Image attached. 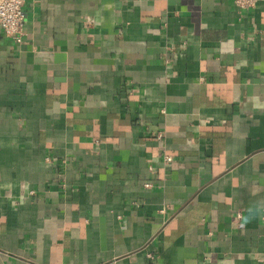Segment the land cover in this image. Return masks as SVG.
<instances>
[{
    "label": "crops",
    "instance_id": "crops-1",
    "mask_svg": "<svg viewBox=\"0 0 264 264\" xmlns=\"http://www.w3.org/2000/svg\"><path fill=\"white\" fill-rule=\"evenodd\" d=\"M25 11L22 43L0 28V264H264V0Z\"/></svg>",
    "mask_w": 264,
    "mask_h": 264
},
{
    "label": "built area",
    "instance_id": "built-area-1",
    "mask_svg": "<svg viewBox=\"0 0 264 264\" xmlns=\"http://www.w3.org/2000/svg\"><path fill=\"white\" fill-rule=\"evenodd\" d=\"M234 1L241 8H253L260 0ZM26 2L27 0H0V28L18 44L22 43L26 36ZM164 160L170 163L173 157L165 154ZM149 167L154 170L156 169V164L151 163ZM144 185L150 188L154 184L151 181H147Z\"/></svg>",
    "mask_w": 264,
    "mask_h": 264
}]
</instances>
